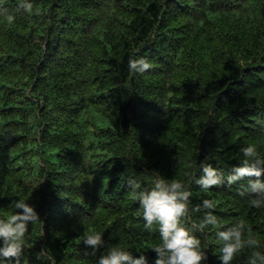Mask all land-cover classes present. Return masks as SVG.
Here are the masks:
<instances>
[{"label":"trees","instance_id":"16d2710c","mask_svg":"<svg viewBox=\"0 0 264 264\" xmlns=\"http://www.w3.org/2000/svg\"><path fill=\"white\" fill-rule=\"evenodd\" d=\"M141 57L151 68L130 70ZM249 144L264 154V0H0V217L18 199L39 214L20 264H96L93 232L154 264L130 181L156 176L214 201L223 227L246 220L264 250V208L238 195L257 177L194 182ZM196 235L221 264L215 231Z\"/></svg>","mask_w":264,"mask_h":264},{"label":"clouds","instance_id":"9594fccd","mask_svg":"<svg viewBox=\"0 0 264 264\" xmlns=\"http://www.w3.org/2000/svg\"><path fill=\"white\" fill-rule=\"evenodd\" d=\"M25 7L31 8V4L26 3ZM14 18L12 15L7 16L9 22ZM129 68L133 72L143 73L151 68V64L141 57L131 60ZM241 151L243 160L239 165L233 166L226 177L220 170L204 165L203 174L195 178L194 182L202 190L208 191L212 186L223 185L225 180L233 184L246 176H255L257 179L242 186L238 195L242 198L248 197L252 208H264V181L259 179L264 173V154H261L254 144L243 147ZM130 185L133 198L138 200L142 209L144 227L152 229L155 226L159 234V242L151 249L156 254L154 264H202L207 260V254L196 233L207 229L215 231V240L220 249L217 258L221 264H232L246 248L250 250L248 264L264 262L261 241L246 235L253 231L251 225L246 220H239L231 226L223 227L220 218L213 211L216 207L214 201L204 199L200 204L192 206V193L183 181L156 176L150 188H142L141 184L135 181H130ZM13 209L7 218L0 217V264H20L29 224L39 220L35 207L23 199L16 200ZM192 213L202 215L196 224L187 226L185 218ZM84 244L90 246L93 255L106 249L96 264H148L144 252L137 256L131 250L108 246L100 232L87 235Z\"/></svg>","mask_w":264,"mask_h":264}]
</instances>
